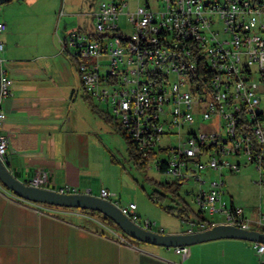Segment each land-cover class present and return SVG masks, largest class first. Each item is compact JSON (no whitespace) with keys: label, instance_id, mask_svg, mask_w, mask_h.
<instances>
[{"label":"built area","instance_id":"obj_1","mask_svg":"<svg viewBox=\"0 0 264 264\" xmlns=\"http://www.w3.org/2000/svg\"><path fill=\"white\" fill-rule=\"evenodd\" d=\"M156 1L160 5L154 8L150 0H138L125 13L129 0H101L93 11L94 30L73 28L61 45L75 61L87 95L104 105L102 110L126 131L136 151L144 158L154 156L158 169L165 161L173 181L197 182L190 194L201 214H221L223 223L244 229H253L252 222L264 228V208L252 220L242 205L226 198L221 178L252 163L259 174L254 182L264 185V2ZM64 2L58 16L65 13ZM122 13L129 32L118 22ZM6 29L0 21V49ZM10 85L2 73L1 95L9 94ZM4 118L0 110V122ZM172 134L178 136L177 145L160 144ZM7 146L8 138L0 135L3 161ZM158 152L167 156L159 158ZM233 155L245 161L230 159ZM209 171L218 178L207 177ZM29 184L55 189L44 170ZM56 190L74 192L70 187ZM99 196L143 228L163 232L138 215L135 202L114 200L116 193L107 188ZM206 228V221H191L188 232ZM119 239L130 243L125 234ZM254 247L258 264H264V243ZM174 248L183 257L189 251L187 245Z\"/></svg>","mask_w":264,"mask_h":264},{"label":"crops","instance_id":"obj_2","mask_svg":"<svg viewBox=\"0 0 264 264\" xmlns=\"http://www.w3.org/2000/svg\"><path fill=\"white\" fill-rule=\"evenodd\" d=\"M60 1L0 4V21L7 23L1 67L11 80L9 94L0 98V110L5 113L0 135L8 138L4 162L28 184L44 170L55 189L70 187L74 192L100 195L107 188L116 193L113 199L117 200L124 183L133 182L129 175L133 165L127 164L130 170L123 165L134 160L127 143L121 151L118 137L123 136L105 118L108 113L99 102L87 95L75 61L61 45L73 28L92 31L90 23L98 4L88 14L82 0H65L66 13L58 16ZM213 173L217 172L206 176ZM226 198L244 207L233 194ZM147 199L162 213L132 197L138 215L160 219L170 226L171 232L165 233H179L177 220L168 223L178 216ZM42 204L45 207L21 199L0 180V264H258L255 242L247 239L197 242L189 245L183 257L174 247L137 242L118 226L104 223L98 213ZM248 216L254 220L257 213ZM209 220L214 224L225 221ZM120 234L130 243L120 241Z\"/></svg>","mask_w":264,"mask_h":264},{"label":"rangeland","instance_id":"obj_3","mask_svg":"<svg viewBox=\"0 0 264 264\" xmlns=\"http://www.w3.org/2000/svg\"><path fill=\"white\" fill-rule=\"evenodd\" d=\"M101 0H82L86 7V11L89 14V11L94 8ZM141 3H144L145 0H140ZM151 6L154 8H157L160 3L156 0H150ZM138 4V0H129V6L125 7V13H127L128 9H135V7ZM60 5H62V1H60ZM61 9V6H60ZM60 11V10H59ZM64 11L66 13V9L64 6ZM64 13V14H65ZM125 13H122L118 19L119 24L124 28L126 32H129V25L127 23V15ZM63 14V15H64ZM62 16V15H61ZM90 29L93 31V23H90ZM101 107L102 104H99ZM104 106V105H103ZM102 106V107H103ZM201 121V120H200ZM203 122V121H201ZM121 145V151L123 152V149H126V142L123 140V138L118 137ZM160 144L163 146H169V145H177L178 144V136L177 134H172L170 137L168 135L164 136ZM128 156L127 151L125 155V159ZM157 156L159 158H164L167 155L166 154H161L160 152L157 153ZM120 158V161L124 163V159L118 155ZM230 159L236 160L239 159L241 161H245V158L242 156H230ZM156 160L155 157H151L148 161V164L146 166H140L139 164L136 163V160L134 159L133 164L132 162L128 159V162L124 163V168H128L130 170L129 165H133V169L131 173L129 174L133 182H125L124 185L122 186V190L118 192V195L116 197L117 200H120L123 204H128L133 197L134 201L139 203V204H149L151 207H153V211H157L159 213L161 212V208H159L156 205L150 204L148 202L149 200L147 199L148 194H151L155 192L157 195L161 194V187L159 186V182H172L173 176H171L169 173L160 171L157 166H156ZM129 164V165H127ZM219 176V175H218ZM213 178H218L217 173H213L211 175ZM259 174L254 167L252 163H247L246 165L242 166L241 169L237 172H225L223 176L221 177L222 179L225 180V189L227 191V196H230L233 194L235 198L237 199L238 202H242L244 205L245 213L247 215L253 216L257 211L259 210V207L262 206L264 208V185L259 187L258 184H256L254 181L258 179ZM181 187H179V193L181 196L187 200L191 207L197 211L199 210V206L196 204V202L192 199L190 192L195 191L198 189V184L196 181L190 180L187 181V183H182L179 184ZM208 182L205 184V187H207ZM160 201L164 205H169V206H177V203L172 200L171 196H161L159 198ZM149 206V207H150ZM148 207L147 211L150 212V208ZM192 214V213H191ZM203 215L209 219L215 220L217 222H221L225 219V217L220 214H215L213 216H210L207 214V212L203 213ZM150 221L155 222V226L157 229L160 230L162 229L163 232H171L169 230L170 226L166 225L160 219H156L154 217L152 218H147ZM177 220V221H176ZM198 220V217L194 216L193 214L190 215L189 217H176L175 220L173 218H170V223L171 225L176 221L178 223L180 231L183 232L185 231L189 225L191 224V221H196ZM251 226L253 229H258V225L255 222L251 223ZM137 242H140L139 240H136Z\"/></svg>","mask_w":264,"mask_h":264},{"label":"water","instance_id":"obj_4","mask_svg":"<svg viewBox=\"0 0 264 264\" xmlns=\"http://www.w3.org/2000/svg\"><path fill=\"white\" fill-rule=\"evenodd\" d=\"M12 0H0V4ZM1 58H0V98H1ZM0 180L17 196L34 202L64 207L91 209L103 213L128 236L136 240L167 247L192 245L210 239L234 237L264 243V231L244 229L227 223H217L195 232L165 233L145 229L130 219L112 201L90 192H62L60 190L28 184L14 175L0 158Z\"/></svg>","mask_w":264,"mask_h":264},{"label":"trees","instance_id":"obj_5","mask_svg":"<svg viewBox=\"0 0 264 264\" xmlns=\"http://www.w3.org/2000/svg\"><path fill=\"white\" fill-rule=\"evenodd\" d=\"M253 3H261L264 2V0H250ZM105 118L112 123L114 128L123 136L125 142L127 143L129 154L131 158L136 160V163L140 166H146L148 164V161L150 158H144L140 153H138L135 149V146L133 142L131 141L130 137L126 134V131L109 115L104 113ZM165 161H162V165L160 166V171H166V166L164 165ZM179 184L178 181H172V182H159V186L161 187V194L157 195L155 192L148 194L149 198L159 204L162 208H164L166 211L173 213L177 215L178 217H189L190 215H194L198 217V220L200 221H206L208 227H211L214 225V222L209 220L207 217H205L203 214H201L200 210L195 211L190 203L185 200L183 196L179 193ZM171 196L172 200H174L177 203V206H169L164 205L159 198L161 196ZM91 213H98L100 217L102 218L104 223H107L109 225H116L115 222L110 219L109 217L105 216L103 213L91 209H87ZM192 213V214H191ZM117 226V225H116ZM259 230H263L264 228H258Z\"/></svg>","mask_w":264,"mask_h":264}]
</instances>
